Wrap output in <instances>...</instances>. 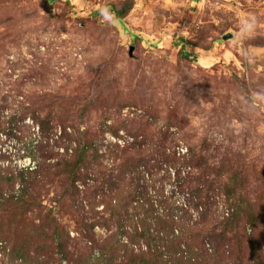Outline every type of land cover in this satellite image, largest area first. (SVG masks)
<instances>
[{
	"label": "rangeland",
	"instance_id": "rangeland-1",
	"mask_svg": "<svg viewBox=\"0 0 264 264\" xmlns=\"http://www.w3.org/2000/svg\"><path fill=\"white\" fill-rule=\"evenodd\" d=\"M128 1L0 0V103L58 102L81 130L107 131L102 151L111 144L128 148L135 141V147L152 156L140 169V185L153 201L189 206L184 218L205 233L197 237L193 264H264V0H133V9L119 22L110 5L119 8ZM227 33L232 38L224 40ZM85 105L89 107L82 112ZM133 133L139 136L135 139ZM170 134L171 139L166 137ZM39 138L29 117L15 126L0 125V170L32 165L29 146ZM54 151L52 162L65 153ZM191 151L203 158L194 175L201 179L205 174L215 188L198 210L188 195L175 194L173 172L162 159ZM103 162L109 166L112 158ZM235 167L241 172L243 200L256 205L260 226L252 230L245 217L237 234L226 233L222 240L233 202L220 184ZM88 186L79 182L76 189L62 186L55 192L52 187L42 197L47 207H56L61 197L66 212L57 223L75 242L80 238L76 221L107 217L103 205L93 202L100 192L89 196ZM26 219L28 228L40 225L39 218ZM7 221L0 219V232ZM114 230V224L99 225L93 232L101 240ZM235 236L243 239L241 248ZM36 238L29 244L33 257L42 255L39 262L46 259L39 252L42 245L52 256L48 264H74L86 251L84 239L76 246L72 241L69 260L51 237ZM24 242L21 235L3 243L0 264H40L14 259L12 248ZM135 248L146 250L144 245Z\"/></svg>",
	"mask_w": 264,
	"mask_h": 264
},
{
	"label": "trees",
	"instance_id": "trees-1",
	"mask_svg": "<svg viewBox=\"0 0 264 264\" xmlns=\"http://www.w3.org/2000/svg\"><path fill=\"white\" fill-rule=\"evenodd\" d=\"M133 6L134 1L131 0L119 8L110 5L109 10L121 22ZM182 52L185 58L191 57L189 53ZM133 105L142 107L139 102ZM88 107L85 105L82 112ZM7 110L10 111L9 115L5 114ZM28 117L38 128L40 140L29 146L28 154L31 156L32 165L14 171L0 170V219L8 218L6 230L0 232V248L3 243H10L11 237L23 235L26 242L16 243L17 246L12 248L14 259L21 258L26 263L35 261L48 264V259L52 258L51 253H46L48 247L44 245L40 247L39 252L44 253L46 259L39 262L38 256L42 255L33 257L30 252L33 247L29 244L36 243V237L46 235L54 241L58 252L69 260H72L67 251L70 243L73 241L72 245L76 246L80 240L84 239L87 242L88 245H84L86 249L84 255L73 260L74 264H193L192 260L198 255L194 252L197 237L205 233L196 226V223L184 218V215L190 212L189 206L184 209L176 206V202L168 204L165 199L153 201L148 190L140 185L139 177L142 174L140 169L149 164L151 155L135 147V141L129 144L128 148L120 149L117 144H111L106 151H102L100 144L107 131L100 127L94 130L89 128L81 130L79 125L72 121V115L65 112V108L58 102H50L47 105L30 103L21 106L6 101L0 103V125L15 126ZM125 122L127 125L129 120ZM171 135L166 137L171 139L173 138ZM133 136L136 139L139 135L133 133ZM55 149H63L65 153L52 162L50 159L56 154ZM106 156L112 158L109 166L103 162ZM162 159L168 170L173 172L175 194L179 195L181 192L188 195L194 204L193 208L195 210L201 208L204 200L209 198V191L215 189L205 174H202L201 179L194 175V170L203 158L197 157L191 151L190 154L179 156L176 153L164 154ZM239 173L241 172L237 167L232 168L224 183L220 184L226 197L233 202V211L222 225L220 239L226 233L236 235L241 220L245 217L248 218L246 220L252 230L260 226L255 211L256 205L243 200ZM168 176L172 178L170 173ZM54 182L57 187H53ZM79 182L86 186L90 184L89 182L94 184L88 186L85 192L94 198L101 194L98 201L94 199L93 202L95 205H103L102 214L106 213L107 217H99L90 223L76 221L78 224L76 230L79 231L80 238L75 242L70 239L67 228L57 223L60 213L66 212L60 195L56 207L43 205L42 197L50 193L52 187L53 192L62 186L66 189H76ZM16 185L19 186L18 191H15ZM171 197L173 198L172 193ZM261 212L264 215V211ZM32 214L35 217L31 216ZM26 218H39L40 225L33 224L28 228L30 225H26ZM110 224H114V232L104 239H96L94 228L99 225L108 227ZM205 230L210 232L208 229ZM238 237L234 238L236 245L241 248L243 239ZM202 239H199L201 240L199 244ZM143 245L146 247L145 251H137L135 248L138 246L139 249ZM254 249L255 247L251 256H254ZM92 256H96L93 258L94 262L89 261Z\"/></svg>",
	"mask_w": 264,
	"mask_h": 264
},
{
	"label": "water",
	"instance_id": "water-1",
	"mask_svg": "<svg viewBox=\"0 0 264 264\" xmlns=\"http://www.w3.org/2000/svg\"><path fill=\"white\" fill-rule=\"evenodd\" d=\"M232 38V34L231 33H227L223 36V39L224 40H228V39H231ZM132 51H133V47L130 48L129 50V55H132Z\"/></svg>",
	"mask_w": 264,
	"mask_h": 264
},
{
	"label": "built area",
	"instance_id": "built-area-1",
	"mask_svg": "<svg viewBox=\"0 0 264 264\" xmlns=\"http://www.w3.org/2000/svg\"><path fill=\"white\" fill-rule=\"evenodd\" d=\"M203 1V0H202Z\"/></svg>",
	"mask_w": 264,
	"mask_h": 264
}]
</instances>
